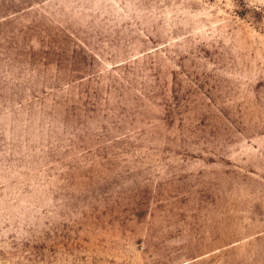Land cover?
<instances>
[{
  "label": "rangeland",
  "instance_id": "374dc122",
  "mask_svg": "<svg viewBox=\"0 0 264 264\" xmlns=\"http://www.w3.org/2000/svg\"><path fill=\"white\" fill-rule=\"evenodd\" d=\"M0 264H264V0H0Z\"/></svg>",
  "mask_w": 264,
  "mask_h": 264
}]
</instances>
